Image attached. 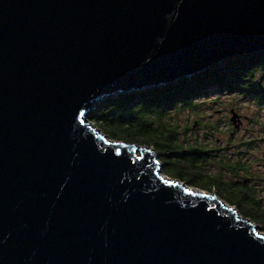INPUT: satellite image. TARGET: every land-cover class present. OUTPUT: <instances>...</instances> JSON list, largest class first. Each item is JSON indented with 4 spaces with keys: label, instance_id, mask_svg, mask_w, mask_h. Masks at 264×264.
Masks as SVG:
<instances>
[{
    "label": "water",
    "instance_id": "water-1",
    "mask_svg": "<svg viewBox=\"0 0 264 264\" xmlns=\"http://www.w3.org/2000/svg\"><path fill=\"white\" fill-rule=\"evenodd\" d=\"M258 53L264 0H0V264H264L256 224L86 120Z\"/></svg>",
    "mask_w": 264,
    "mask_h": 264
},
{
    "label": "trees",
    "instance_id": "trees-1",
    "mask_svg": "<svg viewBox=\"0 0 264 264\" xmlns=\"http://www.w3.org/2000/svg\"><path fill=\"white\" fill-rule=\"evenodd\" d=\"M228 97L264 108V53L228 58L163 87L106 98L88 118L110 139L153 147L166 176L210 191L218 180L206 172V164L215 158L209 142L216 143L214 133L220 130L214 109ZM226 198L230 200L228 194ZM245 215L264 231V215L256 208Z\"/></svg>",
    "mask_w": 264,
    "mask_h": 264
},
{
    "label": "flooded vegetation",
    "instance_id": "flooded-vegetation-1",
    "mask_svg": "<svg viewBox=\"0 0 264 264\" xmlns=\"http://www.w3.org/2000/svg\"><path fill=\"white\" fill-rule=\"evenodd\" d=\"M250 129L253 128L244 123L239 124L238 127L232 125L228 146L211 150V155L215 158L226 150L230 151L229 156H221L219 170L213 174L218 178L215 187L218 188L219 197L223 196V199L233 205L240 216L249 220L251 219L245 215L248 208L254 207L264 215V199L259 197L264 194V130L260 138L251 137L253 139L251 141L244 140L242 137L247 135ZM253 133L250 132L249 135L252 136ZM254 150L262 155L258 157L252 155ZM227 194L232 202L227 200ZM257 226L261 228V223Z\"/></svg>",
    "mask_w": 264,
    "mask_h": 264
},
{
    "label": "rangeland",
    "instance_id": "rangeland-1",
    "mask_svg": "<svg viewBox=\"0 0 264 264\" xmlns=\"http://www.w3.org/2000/svg\"><path fill=\"white\" fill-rule=\"evenodd\" d=\"M214 96L215 95H213V97ZM214 110H216V112H217V113L214 112L215 113V116H214L215 118L214 119L219 121V129L220 130L214 133V136H216L215 137L216 143L209 142L210 146L213 145L212 149H211L212 151L214 149H218V148H222V147L225 148V147L228 146V144H229L228 141H229V138H230L231 128H232V125L234 126V124H232V122H231V118H232L234 113L238 115V119L240 121L239 124L244 123V125L251 126L253 128V129H250V131L247 132V135L242 137V138H244V140L251 139V137H254V139H257L255 137L260 138L262 136L261 135L263 133L262 130H264V108L260 109L257 106H255V104L250 103L247 100H243V101H241V103L234 102L233 101V97H231V98L228 97V98L223 100V105L217 106ZM233 111H234V113H233ZM246 118L248 120H246ZM86 120L91 122L88 117L86 118ZM194 128H197V127H194ZM194 128H193V130H195ZM97 130L100 131L99 129H97ZM193 130L190 132L191 134H193V132H194ZM202 132L203 131L200 130L199 133L201 134ZM250 132L251 133L254 132L252 136L249 135ZM101 133L103 134V132H101ZM105 136H107V135H105ZM111 140L112 141H117V140H114V139H111ZM136 145H138V144H136ZM138 146L144 147L142 145H138ZM149 148L154 150L155 155H157L159 160L162 162L163 159L158 154V152L155 151V149L153 147H149ZM229 153H230V151L226 150L225 153H222V155L223 156H229ZM218 155H220V156H218V157H220V159H218V157H216V158H213V160H211V161H209L207 163V167H206V172L207 173H210V174L213 175V174L218 172L219 164L221 163V156H222L221 153L218 154ZM252 155H256L258 157V156H261L262 154L254 150ZM223 160H224V158H223ZM163 169H164V164L162 165L161 170L163 171ZM181 182H184V181H181ZM185 184H187V183H185ZM188 186H190V185H188ZM190 187H192V186H190ZM192 188H194L196 190H199V191H203V192L212 194V195H218V192H219L217 187H214L210 191L202 190V189L196 188V187H192ZM259 197L264 199V194L259 196ZM219 198L222 201H224L227 206L233 207V205H230L228 202L225 201V199H223V196L219 197ZM256 224L258 225V223H256ZM257 228H258V231L260 233L264 234V231H262L260 227L257 226Z\"/></svg>",
    "mask_w": 264,
    "mask_h": 264
},
{
    "label": "snow or ice",
    "instance_id": "snow-or-ice-1",
    "mask_svg": "<svg viewBox=\"0 0 264 264\" xmlns=\"http://www.w3.org/2000/svg\"><path fill=\"white\" fill-rule=\"evenodd\" d=\"M262 239H264V237H262Z\"/></svg>",
    "mask_w": 264,
    "mask_h": 264
}]
</instances>
